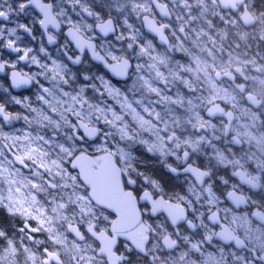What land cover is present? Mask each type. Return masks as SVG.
<instances>
[{
    "label": "snow or ice",
    "instance_id": "snow-or-ice-1",
    "mask_svg": "<svg viewBox=\"0 0 264 264\" xmlns=\"http://www.w3.org/2000/svg\"><path fill=\"white\" fill-rule=\"evenodd\" d=\"M170 2L172 8L160 0H131L137 16L159 10V21L143 16L159 45L143 39L127 18L123 26L130 34H117L119 21L102 17L87 0L19 4V12L39 11L49 44H57L61 33L65 39L57 47L62 59H52L51 68L30 56L31 48L17 47L12 39L5 45L42 71L12 73L13 87L38 85L40 107L27 97L11 98L33 118L12 115L0 103L3 122L36 125L34 133L22 135L0 128V186H7V196L0 188V207L21 220L12 234L0 227V264H19L20 256L24 264H264V211L237 215L226 207L221 216L218 208L212 210L220 203L213 181L221 166H230L239 178L227 199L237 208L264 209V131H253L264 129V0ZM4 4L7 0L0 4V19L8 20L13 8ZM117 5L122 12L125 5L119 0ZM17 27L31 34L30 27ZM4 31L0 28V36ZM7 31L16 34L14 28ZM110 34L116 43L106 39ZM39 51L48 55L43 46ZM89 54L107 71H82ZM5 67L0 63V72ZM109 73L122 86L113 84ZM215 117L219 128L210 119ZM143 132L154 139H144ZM121 142H139L165 163L175 157L177 166L166 163L169 172L179 175L182 167L199 191L191 184L187 194L165 193L157 180L138 171ZM207 149L213 153L208 164L194 165L192 157ZM253 163L258 174L245 170ZM244 185L258 190V199L239 193ZM206 205L207 214L201 211ZM41 232L52 250L33 251L24 244H45L34 238Z\"/></svg>",
    "mask_w": 264,
    "mask_h": 264
},
{
    "label": "rangeland",
    "instance_id": "rangeland-1",
    "mask_svg": "<svg viewBox=\"0 0 264 264\" xmlns=\"http://www.w3.org/2000/svg\"><path fill=\"white\" fill-rule=\"evenodd\" d=\"M137 2H144V0H137ZM161 3H168L169 8H172L173 5L171 4L170 0H160ZM194 2V0H193ZM4 0H0V4H3ZM20 3H26V1L21 0H7V4H11L13 8V12L10 14L8 20L0 19V28L5 29L3 36H0V54L2 55L4 59V63L6 62L7 68H13L11 65L15 64L14 69H18L20 72L25 74H36L40 73L42 69L36 65L32 64L30 61L25 60H19L18 57L22 55V53H17L12 51L11 49L5 47L9 39H12L15 41V44L17 47L20 48H31L32 52L31 55H36L37 58L42 62L48 64L49 68L52 67L51 60L56 59L60 60L62 59L60 52L57 51L58 45L62 44L64 42V35L61 33L57 37V44H50L48 45L46 43V40L44 38V35L41 33V30L38 28V20L40 19V16L35 13V11L32 8H28L25 12H19L18 6ZM87 3L89 7H91L94 11L98 12L102 17L107 18L109 15L114 20L119 21V24L117 26V34L120 32H123L125 36H128L130 34L131 30H126V26H123V21L125 18H127L128 23L132 24L134 28L140 30V35L143 39L154 40L151 36H149L144 30H143V23L142 18L144 15H149L151 17L155 18L156 11L154 9L153 13L151 14H145L141 13L140 16H137V14L133 13L131 11V0H119V3L124 4L125 7L123 11H117V0H87ZM7 4H4V7H7ZM79 11V9H77ZM73 19H76L75 15L73 14ZM173 22H175V14H173ZM89 22H92L91 18H89ZM19 24H24L31 28V34L28 32H25L23 29L17 27ZM16 29L15 36H10L8 34V29ZM16 37H19L17 39ZM113 40L114 43V36H111L110 38ZM172 39V38H171ZM155 42V41H154ZM176 41L172 39V43H175ZM156 43V42H155ZM157 44V43H156ZM158 45V44H157ZM44 47L47 50V56H45L44 53H41L39 49L41 47ZM107 46V45H105ZM117 47H119V44H117ZM256 45L255 42H253V49L255 50ZM100 50V49H99ZM101 51V50H100ZM158 51L163 52L164 48L159 47ZM103 54L104 52L101 51ZM71 54V53H70ZM251 54V53H250ZM175 59L181 60L184 62L183 55L179 52L172 53ZM49 57L51 59H49ZM85 68L90 69L93 73L99 72L103 74L104 71L102 67L94 64L93 62L89 63L87 62L81 70L83 71ZM109 75V74H108ZM110 77V75H109ZM111 78V77H110ZM38 79L42 82L44 81L43 76H38ZM111 82L117 86H122L121 82H117L111 78ZM46 83V82H45ZM39 92L38 85L34 82V86L24 92L21 93H15L12 91L10 87V82L7 77L0 76V103L5 105L6 111L10 112L12 115L20 114L28 115L30 118H33L35 116L34 113L29 112L27 109L23 107V105H17L12 101V97L15 96L18 99L23 100L25 97L29 98V102L32 104L33 107H40L39 102L36 100V95ZM111 103V101H109ZM219 102V101H218ZM238 114V113H237ZM202 115L205 116L206 119H208L207 114L205 112H202ZM211 119V118H210ZM212 123H215L217 125V128L220 127V120L219 119H211ZM243 122V120L241 121ZM0 128L3 129L4 133L8 134H15V135H22L24 131H33L36 128V125H33L32 129L28 128V125L25 124V122L21 120H13L10 123L3 122V120L0 119ZM254 132L264 131V129H254ZM219 134V133H218ZM207 135L211 136V130L208 131ZM142 136L144 139L152 140L154 137H151L150 133L143 132ZM118 138V137H117ZM195 138V137H193ZM217 147L223 149L224 145L222 142H216ZM121 147H125L126 150L130 151L132 155L136 158V167L138 171L143 172L146 176H149L155 180H157L159 183H162L167 188H174L178 189L181 194H187V189L191 184H196L195 181L190 176H175L171 175L169 172L166 163L172 164L173 166H177L179 163L176 161L175 157H169L167 158V161H165L159 157L158 154L153 155L152 153H148L146 151V147L144 145H141L139 142H121ZM245 150L248 149V145L244 146ZM7 151V150H5ZM252 151L256 152L257 149L255 146L252 147ZM9 158H12L11 154L8 153ZM213 155L211 149H207L205 153L199 154V158L197 156H193L192 160L196 162L199 166H206L208 164L209 157ZM239 155H242V153H239L237 151V158ZM257 155H259V152H257ZM243 162V161H242ZM215 163V161H213ZM254 165V163L252 164ZM16 167H22L20 165H15ZM248 167V164H245V168ZM22 171L27 174L29 171L28 169H22ZM231 167L229 166L227 169H225L223 166H221L218 170H216V175L213 183L215 184L214 191L217 192V195L220 197V203L217 204L213 209H219L220 212L224 215L223 209L228 207L225 203L224 199V184L221 181V177L223 179L228 180L229 182V175L231 174ZM258 174V173H256ZM140 184L144 187H147V185L143 184V180L139 181ZM229 184V183H228ZM227 184V185H228ZM161 185V184H160ZM161 185L164 189V186ZM232 186V185H231ZM0 188L3 189V195L7 196L6 185L0 186ZM199 188L197 186V191H199ZM165 191V189H164ZM223 193V194H221ZM190 195V194H189ZM253 199H257L256 197H252ZM253 206V205H249ZM207 205L205 208H201V211H204L207 213ZM229 208V207H228ZM235 213V212H233ZM246 213V212H245ZM245 213H235L237 215H243ZM255 222V221H254ZM33 226H35V221L31 222ZM21 226V220L18 216L14 217L9 215L6 208L0 207V227L5 228L8 230L10 234H12L15 230H17ZM241 234H242V230ZM35 239L45 241V244L43 245H35L32 243V241L25 240L24 244L26 246H29L33 249V251H42L43 247H48L50 250H52L53 246L50 241L47 240V233L41 232V233H35L33 234ZM199 238V237H197ZM17 240H19V237H16ZM72 237H69V240H71ZM58 247V246H57ZM212 250V249H210ZM244 254V253H241ZM62 259H67L63 254L61 256ZM19 264H24V257H19Z\"/></svg>",
    "mask_w": 264,
    "mask_h": 264
},
{
    "label": "flooded vegetation",
    "instance_id": "flooded-vegetation-1",
    "mask_svg": "<svg viewBox=\"0 0 264 264\" xmlns=\"http://www.w3.org/2000/svg\"><path fill=\"white\" fill-rule=\"evenodd\" d=\"M21 1H26V0H21ZM31 8V7H30ZM155 11H156V15H155V18L154 17H151V16H149L150 18H152V19H156L157 21H159V20H161V17H160V15H159V12L155 9ZM36 13V12H35ZM36 14H38V13H36ZM39 15V14H38ZM40 16V15H39ZM40 18H42L41 16H40ZM172 19H173V16H172ZM142 23H143V30L149 35V36H151L153 39H154V41L159 45L160 44V42H159V39L158 38H156V37H154V36H152L151 34H149L147 31H146V29H145V24H144V21H143V18H142ZM38 28L41 30V33L44 35V38H45V40H46V43L48 44V45H50L49 43H48V41H47V34L40 28V24H38ZM51 33H53V34H55L52 30H49ZM66 31V30H65ZM167 34V33H166ZM114 36V35H113ZM111 37V36H110ZM109 37V38H110ZM107 39V38H106ZM96 42V41H95ZM170 42H172V39L170 38ZM74 47V46H73ZM161 47H163L164 48V46H162L161 45ZM98 51H100L99 49H98ZM102 53V52H101ZM103 54V53H102ZM0 56H1V60H2V63H4V59H3V57H2V55L0 54ZM87 62H89V63H91V62H93L94 64H96V65H98V66H100V67H102L103 68V66H101V65H99V64H97L95 61H92L91 60V58H90V55L88 56V58H87V60H86V63ZM85 63V64H86ZM12 69H14V68H7V67H5V71H4V73L3 74H1L0 76H5V77H7L8 78V80H9V73H10V71L12 70ZM18 70V69H17ZM103 70L104 71H106L104 68H103ZM22 73V72H21ZM10 82V81H9ZM33 86H34V84H33ZM32 86V87H33ZM219 103V102H218ZM221 106L223 107V104H221ZM216 119H219L220 120V118H216ZM192 162L194 163V165H197L196 164V162H194L193 160H192ZM245 170H247V171H249V172H251L252 174H256L257 172L255 171V165H251V167H249V165H248V167L247 168H245ZM171 175H172V173H171ZM173 175H175V174H173ZM227 175H229V184L228 185H224V190H223V193H224V201H225V203H226V205L229 207V208H231L232 209V212H235V213H240V212H242V213H248V212H250V211H256V210H261V211H264V209H258L256 206H249V205H241L239 208H237V207H235V205L234 204H232L231 203V201H229L228 199H227V195H226V193H227V191H230L231 190V188H232V186L231 185H233V184H239V178L238 177H233L231 174H227ZM175 176H190L194 181H195V179L191 176V175H189V174H182V167L179 169V175H175ZM195 183H196V185H197V182L195 181ZM161 185H163L162 183H160ZM164 186V185H163ZM198 186V185H197ZM198 187H200V186H198ZM147 188V187H146ZM163 188V187H162ZM164 189H165V193H167V194H171L172 192H178L179 190L178 189H174V188H167V187H165L164 186ZM149 190H151V189H149ZM258 192V190H250L249 188H248V186L247 185H244L240 190H239V193H242V194H244L245 196H251V197H256L257 199H258V196L256 195V193ZM238 193V194H239ZM212 210H216V209H212ZM207 214V213H206ZM220 215L221 216H223V214L220 212ZM219 229H217V231H218Z\"/></svg>",
    "mask_w": 264,
    "mask_h": 264
},
{
    "label": "water",
    "instance_id": "water-1",
    "mask_svg": "<svg viewBox=\"0 0 264 264\" xmlns=\"http://www.w3.org/2000/svg\"><path fill=\"white\" fill-rule=\"evenodd\" d=\"M32 9H33L36 13L39 14V11H38L37 9H34V8H32ZM156 10L159 12L158 9H156ZM39 15H40V14H39ZM40 16H41V15H40ZM41 17H42V16H41ZM149 19H152V18L149 17ZM144 24H145V23H144ZM40 28H41V26H40ZM41 29L44 31L43 28H41ZM145 29H146V31H147L149 34H151L152 36H154V37H156V38L159 39V37L155 36L154 33H151V32L149 31V29H148V27H147L146 24H145ZM49 30H52L54 33H56V30L53 29V28H51V26H50ZM44 32H45V31H44ZM110 36H113V34H110L109 37H110ZM109 37H108V38H109ZM94 42H95V41H94ZM89 55H90V54H89ZM101 55H103V54L101 53ZM0 63H2L1 56H0ZM96 63H97V62H96ZM105 70H106V69H105ZM4 71H5V70H4ZM4 71L0 72V75L3 74ZM106 71H107V70H106ZM13 72H19V73H21V72H20L19 70H17V69H12V70L10 71V73H9L10 87H11V89H12L13 92H15V93H21V92L27 91V90H29V89L32 88L34 82L31 83V84H28V85H23V86L18 87V88H17V87H13V86H12V73H13ZM109 75H110V77H111L113 80H115V81H117V82H120V79H119V78L112 76L111 73H109ZM216 118H217V117H215V118H211V119H216ZM0 119L3 120L2 117H0ZM10 154H11V153H10ZM182 174H184L183 171H182ZM189 175H191V174H189ZM191 176H192V175H191ZM192 177L195 179L194 176H192ZM197 185L200 186L198 183H197Z\"/></svg>",
    "mask_w": 264,
    "mask_h": 264
}]
</instances>
